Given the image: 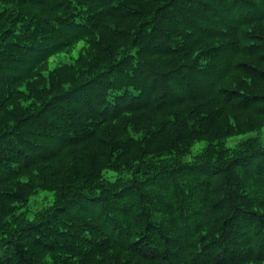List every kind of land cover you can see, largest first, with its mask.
Wrapping results in <instances>:
<instances>
[{"label": "trees", "instance_id": "16d2710c", "mask_svg": "<svg viewBox=\"0 0 264 264\" xmlns=\"http://www.w3.org/2000/svg\"><path fill=\"white\" fill-rule=\"evenodd\" d=\"M263 130L264 0H0V264H264Z\"/></svg>", "mask_w": 264, "mask_h": 264}, {"label": "rangeland", "instance_id": "374dc122", "mask_svg": "<svg viewBox=\"0 0 264 264\" xmlns=\"http://www.w3.org/2000/svg\"><path fill=\"white\" fill-rule=\"evenodd\" d=\"M253 134H255V133L251 132V133H248L247 135H253ZM244 136L245 135L239 136V137H231L228 142L232 144V143L236 142L237 140H239L241 137H244ZM260 136L262 137V140L264 142V130L262 131Z\"/></svg>", "mask_w": 264, "mask_h": 264}]
</instances>
